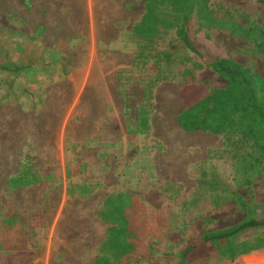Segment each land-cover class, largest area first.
Listing matches in <instances>:
<instances>
[{
  "label": "rangeland",
  "instance_id": "1",
  "mask_svg": "<svg viewBox=\"0 0 264 264\" xmlns=\"http://www.w3.org/2000/svg\"><path fill=\"white\" fill-rule=\"evenodd\" d=\"M208 3L188 23L193 52L176 29L152 40L136 32L146 0H0V118L15 121L1 132L0 264H93L112 192L141 202L134 264H175L203 233L242 221L236 195L264 219L261 147L185 132L177 120L187 85L227 86L209 66L219 58L264 78V56L230 28L250 20L264 28V0ZM9 209L18 214L11 227ZM201 258L193 264H264V249Z\"/></svg>",
  "mask_w": 264,
  "mask_h": 264
},
{
  "label": "trees",
  "instance_id": "2",
  "mask_svg": "<svg viewBox=\"0 0 264 264\" xmlns=\"http://www.w3.org/2000/svg\"><path fill=\"white\" fill-rule=\"evenodd\" d=\"M208 2L209 0H146L145 13L135 28L136 32L143 38L152 40L162 32L176 29L186 47L197 52L189 38L187 27L194 14L203 17L204 10L209 8ZM165 5L180 18V23L170 20L164 10H161ZM237 26L228 27L236 37L253 43L264 56V28L252 20L244 27ZM209 66L227 82V86L209 89L206 83L187 85L182 93L185 108L177 117L179 126L189 133L240 135L243 140L260 146L264 152V78L229 58H219ZM139 124L141 132L145 133L149 127L145 109L140 110ZM235 200L246 212L245 218L229 227L203 233L179 254H175L178 259L175 264H193L196 257H202L207 262L213 256L235 261L264 249V219H258L241 197L236 195ZM139 206V199L127 193L113 192L105 199L99 210V217L105 225L107 236L93 264H134L138 261L142 240L133 227L132 218ZM5 209L0 204V210ZM17 221V212L9 209L4 224L11 227ZM249 231H253L254 236L243 237Z\"/></svg>",
  "mask_w": 264,
  "mask_h": 264
},
{
  "label": "crops",
  "instance_id": "3",
  "mask_svg": "<svg viewBox=\"0 0 264 264\" xmlns=\"http://www.w3.org/2000/svg\"><path fill=\"white\" fill-rule=\"evenodd\" d=\"M14 123L15 121L13 120H11V119H1L0 118V145L1 146H3V142H4V137L2 136V134H1V132H2V130H4L9 124H11V123ZM7 156V155H6ZM9 157H6V160H7V158H8V160H9V158L11 157V155H8ZM7 167H9L8 169H11V165H7ZM7 189L8 188H2V193H3V191H4V194L6 195V193H7ZM113 193V192H112ZM141 200L144 202V204L146 205V200L144 199H142L141 198ZM93 203V202H92Z\"/></svg>",
  "mask_w": 264,
  "mask_h": 264
},
{
  "label": "bare ground",
  "instance_id": "4",
  "mask_svg": "<svg viewBox=\"0 0 264 264\" xmlns=\"http://www.w3.org/2000/svg\"><path fill=\"white\" fill-rule=\"evenodd\" d=\"M164 127V126H163Z\"/></svg>",
  "mask_w": 264,
  "mask_h": 264
}]
</instances>
